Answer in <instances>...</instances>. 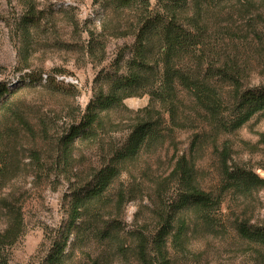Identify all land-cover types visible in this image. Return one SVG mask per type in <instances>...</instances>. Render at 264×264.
<instances>
[{"label": "rangeland", "instance_id": "1", "mask_svg": "<svg viewBox=\"0 0 264 264\" xmlns=\"http://www.w3.org/2000/svg\"><path fill=\"white\" fill-rule=\"evenodd\" d=\"M172 1L187 38L172 60L173 85H163L153 38L149 85L74 137L87 105L127 75L142 20ZM146 2L147 10L138 2L103 11L106 0H0V90L9 88L0 100V264H45L66 238L63 264H264V246L236 232L239 222L264 225V186L241 195L223 189L222 174L264 180V116L231 129L237 92L264 86V0ZM191 82L203 84V97ZM143 124L150 137L119 159ZM181 157L193 185L220 200L208 219L177 209L185 185L172 172ZM112 168L110 185L84 201L71 226L77 200ZM168 219L163 262L156 235Z\"/></svg>", "mask_w": 264, "mask_h": 264}, {"label": "trees", "instance_id": "2", "mask_svg": "<svg viewBox=\"0 0 264 264\" xmlns=\"http://www.w3.org/2000/svg\"><path fill=\"white\" fill-rule=\"evenodd\" d=\"M98 1L99 0H93L94 3H98ZM193 1L200 2L202 0ZM106 2L108 3V6L111 7L104 4L103 11H108L109 8L114 10L129 9L138 2L144 6L145 10H147L148 7L146 0H106ZM174 2L175 3L172 1V4L164 6V9H161V11H157V13L142 20V24L138 28L137 34V42H139V47L137 48L138 54L135 57V60L131 61L132 63H129L127 75L114 83L111 91L107 95L101 94L97 99L87 105L83 121L79 122L73 128L72 135L74 137L90 129L97 120L99 112L113 108L119 102L135 93L141 94V92L149 85V82L144 80L143 76L148 74L151 67L149 57L147 56L150 53L148 52L147 45L153 38H158L163 49V51H160L159 53L164 57L165 80L163 81V85L167 87L173 85V79H175L176 74L171 67L173 64L172 60L177 52L185 49L184 47H186L185 43L187 40L176 22V13L182 8V5H179L176 1ZM165 14H168L169 17H166ZM190 85L189 88L193 87L192 89L197 97H203L205 92L203 84L201 85L198 82H191ZM7 93H9V88L3 87L0 90V100L3 99V96H6ZM235 112L234 120L231 125L232 130L242 127L255 116H264V86L238 91L235 96ZM151 131L152 128L147 124L136 126L130 134L126 146L119 154V159H131L137 155L144 143L150 137ZM172 173L173 175H178L185 185V194L181 196L177 209L192 208L196 213L201 215V219H208L214 208L220 205L219 198L216 199L212 197L211 194L205 193L193 185L192 168L186 161L185 157H181L176 161ZM222 174L226 179L223 189L233 190L241 195H245L257 187L264 186V180L260 179L255 174H245L239 171L232 172L229 171L228 168L223 169ZM115 176L116 170L113 168L100 172L96 188L88 195L84 196L82 204H79V200H77L74 209L72 210L71 226L79 216V207L85 205L84 201L96 199L101 196ZM183 227L184 223L180 222L176 233L172 236L173 242L181 239V230ZM161 228L162 231L156 235V248L158 255L164 259V253L166 250L165 238L168 237L172 230L170 220L168 219V221H165ZM236 232L240 238L264 246V225L249 226L247 223L239 222L236 225ZM66 240L67 238L60 244L56 242L53 243V246L46 257L45 264L64 263ZM140 256H144V251L141 250ZM165 261L166 260L164 259L163 262Z\"/></svg>", "mask_w": 264, "mask_h": 264}]
</instances>
